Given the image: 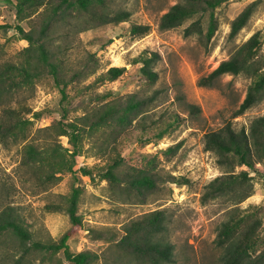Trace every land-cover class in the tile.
<instances>
[{
    "label": "trees",
    "instance_id": "16d2710c",
    "mask_svg": "<svg viewBox=\"0 0 264 264\" xmlns=\"http://www.w3.org/2000/svg\"><path fill=\"white\" fill-rule=\"evenodd\" d=\"M224 0H179L168 7L159 18L158 27L168 29L182 25L186 20L197 16L184 26L185 35L195 34L201 44L207 46L217 29V17L214 10ZM260 0H252L231 20L229 36H235L247 23ZM6 6L14 10V22L0 23V33L9 28L15 29V37L27 42L17 52V60L0 59V145L7 147L18 145L20 165L29 166L41 173L40 166L34 164L48 160L47 178L40 185L45 191L56 173L73 171L76 156L84 146V137L94 136L102 129L122 132L127 125L135 122L138 137L135 143L146 145L152 139L161 138L177 121L178 116L166 119L147 120L152 101L156 95L111 96L113 91L96 92L91 105H86L79 114L68 116V109L62 106V113L52 124L37 128L32 132L34 119L43 115L45 110H32L21 98L23 88L32 86L34 81L49 75L58 87L61 101L68 98L67 87L71 83H82L93 76L88 83L78 88L79 92L94 89L104 81H111L122 75L126 67L112 65L98 70L99 63L95 52L85 47L82 55L70 58V50L80 47V32L96 29L105 24H116L129 18L128 10L113 7L115 0H4ZM207 14L206 25L201 17ZM25 22L26 26L22 23ZM150 30L146 23H132L129 26L131 37H142ZM264 35L261 30L254 31L238 45L227 58L222 59L208 74L198 79L200 85H216L224 74L244 73L251 78L244 98L232 113V118L242 114L246 109L264 96ZM159 58L156 51H146L135 56L133 61L139 63L141 78L152 85L157 79L153 65ZM200 108L188 103V112L197 114ZM31 115L32 118L27 116ZM232 118L218 128L204 133V149L216 157L220 173L207 181L202 188L200 201L207 203L217 197L232 201V213L223 220L217 230L215 243L225 248L221 264H264V215L258 213L257 204L241 207L240 202L255 193L253 176L250 171L261 177L264 164V114L254 117L248 126L236 128ZM166 120V124H164ZM112 121V123H110ZM111 124L113 127H111ZM53 144L48 139L42 145L36 141L37 132L50 131ZM156 130V132H153ZM53 131V132H52ZM104 136L102 143H108L110 137ZM65 135L70 148L63 147L58 137ZM46 139V136H45ZM179 142L160 150L168 154L174 152ZM115 150V146L112 147ZM57 158L53 162L50 156ZM49 156V157H48ZM125 157L116 152L111 160L101 166L99 177L105 179L108 190L126 201L145 202L156 193L160 181L184 184L189 180L171 172L161 173L152 167L154 158L147 159L146 168L130 167L122 170ZM89 166H80V172L91 175ZM238 167H245L237 170ZM7 184V185H6ZM3 185V188H1ZM6 185V186H5ZM12 184L0 183V236L10 244L13 252H19L14 264H36V259L28 258L31 251L42 253L39 260L56 257L63 249L68 264H96L99 254L91 250L73 252L68 240L83 226L82 214L78 211L81 188L73 187L69 194L60 195L59 200H48L44 210L64 212L70 226L58 238L48 233L47 238L40 236V230L28 228L23 214L13 203L10 189ZM167 228L166 209L156 208L123 222L117 228H87L99 238L113 243V255L116 259L127 258L134 264H161L173 261V244L162 240L161 234ZM103 229V230H102ZM120 255V258H117ZM53 264H63L60 258H51ZM66 264V263H65ZM103 264V262H102Z\"/></svg>",
    "mask_w": 264,
    "mask_h": 264
},
{
    "label": "rangeland",
    "instance_id": "374dc122",
    "mask_svg": "<svg viewBox=\"0 0 264 264\" xmlns=\"http://www.w3.org/2000/svg\"><path fill=\"white\" fill-rule=\"evenodd\" d=\"M179 0H115L113 7L128 10L129 18L116 24H105L96 29L80 32V47L70 50V58L82 55L85 47L95 52L99 69L103 70L112 65L125 66V72L115 80L104 81L94 89L79 92L83 83H71L67 87L68 98L61 101V94L51 76L46 75L34 81V84L23 88L20 93L23 101L32 110H45L43 115L34 119L32 132L37 128L52 124L60 117L65 106L68 116L82 112L83 107L95 103L96 92L113 91L111 96L136 93L137 95H151L156 97L147 113L151 119H166L178 116L177 121L161 138L141 145L135 143L138 130L135 122L127 125L119 135L105 128L94 136L84 137V146L76 158L73 171L56 173L58 179L50 181L45 191H40V182L47 178L48 160L34 165L40 166L39 173L29 166L20 165V149L18 145H0V183H11L10 189L13 203L19 208L25 222L31 230H40V236L47 238L48 233L58 238L69 226L70 222L64 212L44 210V203L48 200H59L60 195L69 194L73 187L81 188L78 211L82 214L83 226L68 240L71 251L91 250L99 254L98 258H107V264H134L127 258L116 259L113 255L115 247L104 238H99L89 232L87 228H118L120 224L134 218L141 213L156 208L166 209L167 228L161 234L162 240L173 244V261L161 264H221L225 248L215 243L217 230L221 222L232 213V201L225 197H217L207 203L200 201L203 185L220 173L215 155L204 149V133L215 129L232 118V113L238 108L245 96L251 78L244 73L224 74L213 86L200 85L198 79L208 74L217 64L254 31L261 30L264 35V0H260L247 23L233 36H229L231 20L252 0H224L215 8L217 29L209 44H201L195 34L185 35L183 32L191 20L182 25L160 29L158 22L160 15L170 5ZM14 10L8 8L4 0H0V23L14 22ZM202 25L207 22V14L201 17ZM25 27L26 24L22 22ZM132 23H146L150 30L142 37H131L129 26ZM15 29L9 28L0 33V59L17 60V52L27 44L23 39L15 37ZM264 47V41H263ZM156 51L159 58L153 67L157 71L156 81L150 85L140 76L139 63L133 58L142 52ZM188 103L199 106L197 114L188 112ZM264 114V96L246 109L242 114L232 118L236 128L248 126L250 121ZM30 118V113L27 114ZM164 120V124H166ZM112 123V121L110 122ZM111 127L113 125L111 124ZM53 132V131H52ZM110 139L102 143L103 134ZM153 132H156L154 130ZM51 130L37 132L36 141L42 145L44 140L54 143L50 136ZM46 136V139H45ZM58 142L70 148L65 135L58 137ZM179 142V146L172 153H162L160 150ZM115 146V150L112 147ZM122 152L125 160L121 169L130 167L146 168L147 159H155L152 167L161 173L171 172L188 178L184 184L160 181L154 195L147 201H126L124 197L113 195L107 188L105 179L99 177L101 166H105L115 155ZM49 157V156H48ZM57 156L50 159L54 162ZM89 166L92 174L80 172V166ZM264 167V164H263ZM245 167H238L237 170ZM264 172V168H262ZM253 176L255 193L239 203L241 207L249 204L258 205V213L264 215V175L250 171ZM7 185V184H6ZM5 185V186H6ZM3 188V185L2 187ZM0 236V264H14L19 252H13L10 244H6ZM42 253L31 251L28 258L36 259V264H53L51 258H60L63 264H68L63 249L50 257L49 253L43 260H39ZM120 258V255H117ZM105 264L104 260H96V264ZM149 264V263H148Z\"/></svg>",
    "mask_w": 264,
    "mask_h": 264
},
{
    "label": "built area",
    "instance_id": "2783aa9c",
    "mask_svg": "<svg viewBox=\"0 0 264 264\" xmlns=\"http://www.w3.org/2000/svg\"><path fill=\"white\" fill-rule=\"evenodd\" d=\"M81 165H83V162H82V164Z\"/></svg>",
    "mask_w": 264,
    "mask_h": 264
}]
</instances>
